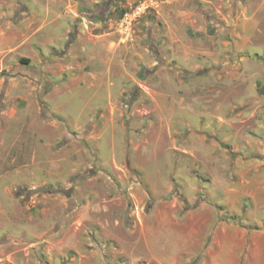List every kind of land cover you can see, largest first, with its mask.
<instances>
[{
    "label": "rangeland",
    "instance_id": "1",
    "mask_svg": "<svg viewBox=\"0 0 264 264\" xmlns=\"http://www.w3.org/2000/svg\"><path fill=\"white\" fill-rule=\"evenodd\" d=\"M263 219L264 0H0V264H264Z\"/></svg>",
    "mask_w": 264,
    "mask_h": 264
},
{
    "label": "crops",
    "instance_id": "2",
    "mask_svg": "<svg viewBox=\"0 0 264 264\" xmlns=\"http://www.w3.org/2000/svg\"><path fill=\"white\" fill-rule=\"evenodd\" d=\"M262 224H264V222ZM246 232V229L245 231L243 229H233L232 226H226V224L217 225L213 232L214 234L212 235V264H237L238 259L243 256L241 255V252L243 254V251L246 250V241H242V237L244 234L246 235ZM250 240H252V243L258 242H256V237L254 235H252ZM243 243L245 244L242 247ZM233 245L235 246V249L233 248ZM213 247H215V250H213ZM240 249L241 251L238 255H234V250L237 252V250Z\"/></svg>",
    "mask_w": 264,
    "mask_h": 264
},
{
    "label": "built area",
    "instance_id": "3",
    "mask_svg": "<svg viewBox=\"0 0 264 264\" xmlns=\"http://www.w3.org/2000/svg\"><path fill=\"white\" fill-rule=\"evenodd\" d=\"M139 11H140V7H137V8L134 9L131 13H129V12H125V14H124L123 17H122L123 22L128 23V21H130V18H131L132 16H137V15L140 14Z\"/></svg>",
    "mask_w": 264,
    "mask_h": 264
}]
</instances>
